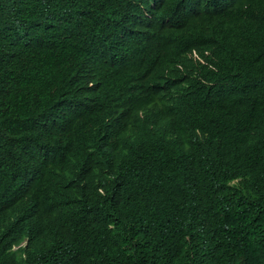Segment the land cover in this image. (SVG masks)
<instances>
[{"label": "trees", "instance_id": "1", "mask_svg": "<svg viewBox=\"0 0 264 264\" xmlns=\"http://www.w3.org/2000/svg\"><path fill=\"white\" fill-rule=\"evenodd\" d=\"M178 26L190 27L203 64L148 75L137 51L171 55ZM95 82L105 95L147 103L164 130L158 141L127 138L137 144L110 165L115 194L104 191L88 209L83 190L68 186L67 201H55L69 215L52 214L56 225L44 228L51 222L40 212L35 230L12 178L53 159L39 138L62 113V96L93 95ZM122 185L137 191L135 205ZM144 194L160 206L147 210ZM136 216L166 217L171 234L160 224L126 229ZM109 225L126 250L99 262ZM202 225L222 243L215 260L182 264H264V0H0V264H143L133 247L159 245L168 263L145 262L181 264L193 252L185 239ZM24 238L27 258L12 251ZM73 242L78 255L60 260Z\"/></svg>", "mask_w": 264, "mask_h": 264}, {"label": "clouds", "instance_id": "2", "mask_svg": "<svg viewBox=\"0 0 264 264\" xmlns=\"http://www.w3.org/2000/svg\"><path fill=\"white\" fill-rule=\"evenodd\" d=\"M190 27L178 26L174 28V49L171 55L164 57L157 56V59H151L148 52H142L145 49L138 50L136 57L141 68L150 76L156 79H163L168 73L184 70L193 66L203 64L200 58L201 48L194 45L190 36ZM207 54V53H206ZM154 66H158V71L154 72ZM94 93L93 95L80 97V94H66L62 98L65 102L59 103L58 108L62 110L60 115L55 114L54 122L49 125L43 136L39 138V142L47 149L53 151V159L44 164L36 166L29 165L17 172L18 177L12 178L14 192L19 196V204L23 215L24 223L26 220L35 230L39 217L41 215V223L48 224L45 227H54L56 225L52 214H60L68 216L69 213H63L57 209H63L66 205L55 201L60 198L67 201L65 189L68 186H77L82 189V200L89 209L91 205H96V201H100L104 191L111 194L116 192V181L119 180L110 170V165L115 157L127 153L130 147L137 143L127 142L129 136L135 138H143L151 141H158L161 131L164 130L165 120L152 108L145 104H139L127 101L119 96H109L104 94V89L99 87L95 82L89 85ZM107 97V98H103ZM106 176L108 177L106 182ZM85 186H91L93 189L85 190ZM108 189V190H107ZM121 195L129 207L135 205L136 190L118 188ZM147 194H144L146 196ZM147 197L149 201L147 210H155L159 197ZM145 197V198H146ZM47 200H54V204L48 207ZM136 215V214H135ZM166 217H159L152 221L144 217H134L130 225H126V229L139 231L140 229H148V224H160L164 236H169L171 232L170 220ZM63 220V218H61ZM106 240H100L97 244L96 254L101 258L99 262H110L113 254L123 255L126 250L119 238L115 236V227L102 229ZM132 232V231H131ZM191 233L192 238L185 239L187 248L193 251L189 257L183 258L177 263L190 261H211L209 258L222 244L221 241L211 234L206 225L199 227L194 226ZM85 240V239H84ZM83 240V243H84ZM28 238H24L21 242L12 247V251L19 252L20 257L27 258L31 249L28 248ZM215 246V247H214ZM72 253L60 260H69L79 253V246L73 242L70 247ZM167 253L162 246L142 249V246H134L130 256L141 258L143 264H148L145 259H152L159 263V259L163 263L166 260ZM80 255V254H79ZM57 264H63L58 262Z\"/></svg>", "mask_w": 264, "mask_h": 264}]
</instances>
